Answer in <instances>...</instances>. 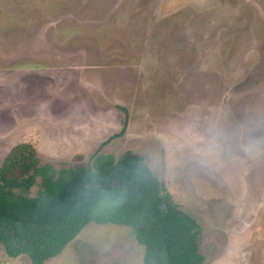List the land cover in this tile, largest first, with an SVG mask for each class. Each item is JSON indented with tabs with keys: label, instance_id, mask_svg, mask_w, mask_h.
<instances>
[{
	"label": "rangeland",
	"instance_id": "obj_1",
	"mask_svg": "<svg viewBox=\"0 0 264 264\" xmlns=\"http://www.w3.org/2000/svg\"><path fill=\"white\" fill-rule=\"evenodd\" d=\"M22 143L57 168L149 153L205 264H264V0H0V169ZM143 257L92 222L44 264Z\"/></svg>",
	"mask_w": 264,
	"mask_h": 264
},
{
	"label": "trees",
	"instance_id": "obj_2",
	"mask_svg": "<svg viewBox=\"0 0 264 264\" xmlns=\"http://www.w3.org/2000/svg\"><path fill=\"white\" fill-rule=\"evenodd\" d=\"M92 222L130 227L144 248V264H205L198 222L173 204L139 155L127 151L116 160L96 154L84 166L57 168L41 165L29 143L12 148L0 169V244L9 257L44 264Z\"/></svg>",
	"mask_w": 264,
	"mask_h": 264
},
{
	"label": "flooded vegetation",
	"instance_id": "obj_3",
	"mask_svg": "<svg viewBox=\"0 0 264 264\" xmlns=\"http://www.w3.org/2000/svg\"><path fill=\"white\" fill-rule=\"evenodd\" d=\"M124 127H126V130H127V127H128V124L125 122V125L123 126V128ZM122 128V129H123ZM136 154V153H135ZM136 155H139L140 157H142L144 160H145V162H146V164L148 165V163H149V153H147L146 154V156H143V155H141L140 153H137ZM149 166V165H148ZM150 168V167H149ZM151 169V168H150ZM157 174V173H156ZM157 176H158V174H157ZM159 177V176H158ZM160 179V178H159ZM161 181V180H160ZM165 187H166V185H165ZM166 190H167V188H166ZM168 191V190H167ZM169 192V191H168ZM169 194H170V192H169ZM171 195V194H170ZM171 197H172V195H171ZM202 254V253H201ZM47 262V261H46Z\"/></svg>",
	"mask_w": 264,
	"mask_h": 264
},
{
	"label": "water",
	"instance_id": "obj_4",
	"mask_svg": "<svg viewBox=\"0 0 264 264\" xmlns=\"http://www.w3.org/2000/svg\"><path fill=\"white\" fill-rule=\"evenodd\" d=\"M87 186L90 187L89 185H87ZM161 196H162V193H161ZM162 211L166 212V205L165 204L162 206Z\"/></svg>",
	"mask_w": 264,
	"mask_h": 264
},
{
	"label": "crops",
	"instance_id": "obj_5",
	"mask_svg": "<svg viewBox=\"0 0 264 264\" xmlns=\"http://www.w3.org/2000/svg\"><path fill=\"white\" fill-rule=\"evenodd\" d=\"M148 165H149V163H148ZM153 166H154V163H153L152 165H149V167L151 168V170L156 174V172L152 169ZM155 168H156V166H155ZM156 175H157V174H156Z\"/></svg>",
	"mask_w": 264,
	"mask_h": 264
}]
</instances>
